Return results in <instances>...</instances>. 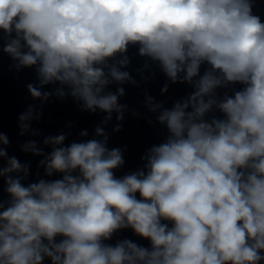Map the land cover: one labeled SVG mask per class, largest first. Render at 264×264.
<instances>
[{"label":"clouds","instance_id":"clouds-1","mask_svg":"<svg viewBox=\"0 0 264 264\" xmlns=\"http://www.w3.org/2000/svg\"><path fill=\"white\" fill-rule=\"evenodd\" d=\"M254 4L0 0L3 52L10 70H35L37 83L26 85L33 100L71 96L82 110L121 121L120 85L136 83L124 70L130 46L145 68L194 89L171 108L147 97L167 135L141 157L142 168L119 177L123 152L108 147L102 127L67 145L66 134L46 137L48 154L25 143V153L44 157L49 177L29 183V164L8 157L0 132L9 197L0 198V264H264V20ZM42 115L29 105L21 135ZM127 229L148 246L110 243Z\"/></svg>","mask_w":264,"mask_h":264}]
</instances>
